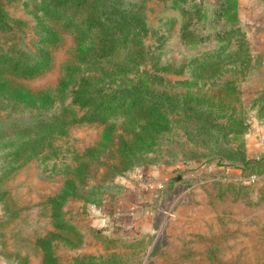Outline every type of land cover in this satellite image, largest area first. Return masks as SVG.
<instances>
[{
	"label": "rangeland",
	"instance_id": "1",
	"mask_svg": "<svg viewBox=\"0 0 264 264\" xmlns=\"http://www.w3.org/2000/svg\"><path fill=\"white\" fill-rule=\"evenodd\" d=\"M0 1L8 17L7 27L0 31V51L35 57L39 36L35 5L29 0ZM122 1L139 5L147 26L142 42L148 63L143 70L139 67L137 75L145 76L140 80L164 93L208 92L222 99L226 120L230 118L227 113H238L246 127L230 139L227 126L225 144L245 152L251 125L264 119L257 115L264 107V63L255 62L235 20L213 7H197L192 0ZM73 45L72 37L62 34L50 51L49 69L32 79L16 78L14 84L32 93L53 89ZM210 51L230 52L233 63L224 61L205 85L191 82L189 68L181 74L158 69L163 65L177 68ZM225 81L232 86L230 95L224 94L231 87H222ZM10 104L0 110V132L41 114ZM69 104L68 97L61 103ZM53 110L41 112L49 115ZM111 122L112 133L122 134V118ZM102 130L98 123L68 125L51 142L60 149L57 156L49 157L46 148L2 182L0 264H42L34 241L54 231L47 199L68 177L74 180L75 166L82 168L74 181L76 194L66 196L60 210L81 239L72 247L62 239L52 240L56 264H69L81 254H113L111 264H264V160L240 169L216 165L212 157L198 159L195 156L205 145L199 141L197 125L178 120L147 155L146 163L111 173L108 165L116 162L115 137L113 144L100 148ZM88 150L91 157L82 161ZM3 168L4 152L0 151V173Z\"/></svg>",
	"mask_w": 264,
	"mask_h": 264
},
{
	"label": "trees",
	"instance_id": "2",
	"mask_svg": "<svg viewBox=\"0 0 264 264\" xmlns=\"http://www.w3.org/2000/svg\"><path fill=\"white\" fill-rule=\"evenodd\" d=\"M29 1L39 12L36 16L38 51L30 59L0 51V110L12 107V102L22 111L41 114L30 118L28 123L17 124L8 132H0V151L4 152L5 162V168L0 173V185L21 164L44 149L48 148L49 157L57 156L60 149L52 147L51 142L63 135L68 125L73 123L102 125L100 148H105L108 143L113 144L115 137L116 162L108 165L111 173L146 163L147 155L158 147L161 137L171 131L178 120L197 125L199 141L205 145L203 152L195 156L198 159L212 157L216 165H232L240 169L264 160V156L248 158L243 148L225 144L228 130L231 132L230 139H233L240 136L246 127L238 113H227L230 118L226 120L227 109L219 102L222 100L219 97L208 92L164 93L152 88L149 82L140 80L145 76L137 75V72L139 67H143V70L147 66L148 57L142 42L147 26L139 5L122 0ZM211 7L225 14L228 11L222 2ZM7 21L0 1V31L5 30ZM65 33L74 41L73 52L63 64L54 88L32 93L14 84L16 78L32 79L47 71L52 63L50 51L59 44ZM230 52L219 54L210 51L189 58L186 64L177 68L163 65L158 69L165 73L181 74L185 68H189V75L193 79L191 82L195 86L205 85L224 61L233 63ZM230 86L227 81L222 84L225 88ZM231 91L232 86L224 94L230 95ZM66 97L70 104L62 106ZM52 108L54 110L49 115H42L41 110L45 113ZM257 115L264 117L263 106L257 110ZM117 118H122V134L114 135L111 120ZM87 152L81 156L82 161L91 157V150ZM73 168L77 171L74 180L68 177L59 190L47 199L54 231L34 241L41 252L42 264H56L51 252L52 240L62 239L72 247L81 239L74 226L63 220L60 210L66 196L76 194L74 181L80 178L82 168ZM2 196L0 193V199ZM113 258V254L105 257L101 254H81L72 257L69 264H111Z\"/></svg>",
	"mask_w": 264,
	"mask_h": 264
},
{
	"label": "crops",
	"instance_id": "3",
	"mask_svg": "<svg viewBox=\"0 0 264 264\" xmlns=\"http://www.w3.org/2000/svg\"><path fill=\"white\" fill-rule=\"evenodd\" d=\"M192 2L201 7H211L222 2L228 9L226 15L232 17L243 32L255 62L264 63V0H192ZM245 152L248 158L264 156V122L251 125L245 139ZM118 198H122L121 195Z\"/></svg>",
	"mask_w": 264,
	"mask_h": 264
}]
</instances>
